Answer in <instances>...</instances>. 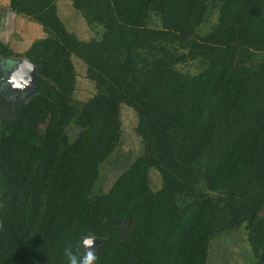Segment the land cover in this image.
<instances>
[{
    "label": "trees",
    "instance_id": "obj_1",
    "mask_svg": "<svg viewBox=\"0 0 264 264\" xmlns=\"http://www.w3.org/2000/svg\"><path fill=\"white\" fill-rule=\"evenodd\" d=\"M8 1L45 37L23 53L0 40V57L39 68L12 117L0 103V264H68L93 234L95 264H207L211 242L242 228L264 264V0H71L103 28L92 41L58 0ZM74 58L97 89L86 102ZM193 62L196 75L178 69ZM123 107L143 154L96 191Z\"/></svg>",
    "mask_w": 264,
    "mask_h": 264
},
{
    "label": "rangeland",
    "instance_id": "obj_2",
    "mask_svg": "<svg viewBox=\"0 0 264 264\" xmlns=\"http://www.w3.org/2000/svg\"><path fill=\"white\" fill-rule=\"evenodd\" d=\"M9 4L8 0H0V8L4 9ZM58 13L68 31L75 33L83 41L99 40L103 34V28L99 25L88 24L82 14L73 8L71 0L57 1ZM218 14L216 13L211 23L207 24L203 31H210L216 24ZM31 20L24 18V27L14 17L0 14V40L10 43L16 52L27 51L33 42L44 39V33L38 29L37 24L30 23ZM4 23V28H3ZM151 25L160 27L157 17H152ZM21 26V27H20ZM21 62L0 57V103L4 115L12 117L15 107L29 98L36 91L35 75L32 84L27 88L19 85L12 87L10 82L13 75L20 70ZM77 71L76 89L73 98L79 102H86L97 93L95 84L87 79L85 65L74 58ZM178 69L190 75L200 72V64L193 62L187 65L178 66ZM122 139L120 146L114 154L101 167L100 179L96 185V191L108 192L115 180L143 154L141 138L136 133L137 117L132 109L122 108ZM45 129V125H40ZM78 130L75 131L77 134ZM151 186L154 191L162 187L161 177L156 171L151 172ZM96 250V248L94 249ZM207 264H255V259L248 243L247 232L244 228L239 231L223 235L211 242Z\"/></svg>",
    "mask_w": 264,
    "mask_h": 264
},
{
    "label": "clouds",
    "instance_id": "obj_3",
    "mask_svg": "<svg viewBox=\"0 0 264 264\" xmlns=\"http://www.w3.org/2000/svg\"><path fill=\"white\" fill-rule=\"evenodd\" d=\"M95 235H85L78 241V246L83 249L80 256L73 253L71 248L65 249V256L68 264H95L97 260L96 251L94 250Z\"/></svg>",
    "mask_w": 264,
    "mask_h": 264
},
{
    "label": "water",
    "instance_id": "obj_4",
    "mask_svg": "<svg viewBox=\"0 0 264 264\" xmlns=\"http://www.w3.org/2000/svg\"><path fill=\"white\" fill-rule=\"evenodd\" d=\"M21 63L20 70L13 75L10 85L12 87L19 85V87L27 89L32 84L35 75L38 74L39 68L30 60H23ZM79 132L80 130H78L77 134ZM101 244L102 240L96 239L94 249L98 248Z\"/></svg>",
    "mask_w": 264,
    "mask_h": 264
},
{
    "label": "crops",
    "instance_id": "obj_5",
    "mask_svg": "<svg viewBox=\"0 0 264 264\" xmlns=\"http://www.w3.org/2000/svg\"><path fill=\"white\" fill-rule=\"evenodd\" d=\"M1 13H2V16H3L4 18H5V15H8V16H10V17H14L18 22L21 23V25H23L22 27L25 26V25H24V18H26V17H23V16H20V15H17V14H14V13L10 12L9 9H8V5H7L6 8H4V9H1V8H0V14H1ZM30 23L33 24V25H36V23H34L33 21H31ZM20 27H21V26H20ZM35 27H37V28H36L37 31H38V29H40V30L42 31L41 26H39L38 24H37V26H35ZM3 28H4V23H3Z\"/></svg>",
    "mask_w": 264,
    "mask_h": 264
},
{
    "label": "flooded vegetation",
    "instance_id": "obj_6",
    "mask_svg": "<svg viewBox=\"0 0 264 264\" xmlns=\"http://www.w3.org/2000/svg\"><path fill=\"white\" fill-rule=\"evenodd\" d=\"M12 60H17V61H20L22 62L23 60L22 59H16V58H11Z\"/></svg>",
    "mask_w": 264,
    "mask_h": 264
}]
</instances>
